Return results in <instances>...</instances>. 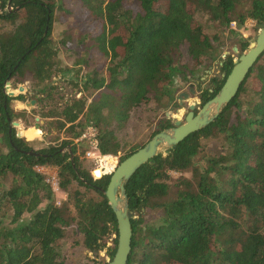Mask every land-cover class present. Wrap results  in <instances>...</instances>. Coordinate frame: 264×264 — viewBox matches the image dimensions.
Masks as SVG:
<instances>
[{
	"label": "trees",
	"instance_id": "1",
	"mask_svg": "<svg viewBox=\"0 0 264 264\" xmlns=\"http://www.w3.org/2000/svg\"><path fill=\"white\" fill-rule=\"evenodd\" d=\"M76 1L91 22L89 47L81 54L76 49L87 38L75 45V34L66 32L60 45L76 56L75 66H89L92 50L104 65L85 82L68 81L82 98L71 97L43 115L52 120L49 128L71 139L36 150L13 126L20 115L12 102L30 94L11 96L7 85L16 90L30 81L39 104L55 101L54 78L70 71L61 68L53 39L56 13L65 8L62 0H0V264H66L60 246L71 231L84 250L113 259L118 225L104 194L111 176L95 179L76 156L74 140L92 126L100 152L120 155L121 163L145 144L130 147L116 130L152 102L168 106L177 85L190 84L196 65L219 61L222 72L200 89V109L219 93L234 56L219 58L198 14L222 30L232 24L240 29L248 20L264 27V0ZM249 47L240 36L241 51ZM252 81L260 88L248 93ZM157 124L151 139L174 127L166 114ZM214 138L221 150L208 154L206 141ZM38 167L58 168L59 188L67 195L60 205ZM126 189L136 216L128 264H264V54L215 122L153 158Z\"/></svg>",
	"mask_w": 264,
	"mask_h": 264
},
{
	"label": "rangeland",
	"instance_id": "2",
	"mask_svg": "<svg viewBox=\"0 0 264 264\" xmlns=\"http://www.w3.org/2000/svg\"><path fill=\"white\" fill-rule=\"evenodd\" d=\"M57 2L59 0H56ZM64 4V11H58L56 13L57 21L55 22L53 39L56 43L57 48L60 49L59 59L61 62V68H67L70 71L62 76L59 74L54 78L53 85L57 86L56 91L59 94H55V101H47L46 103L39 104L37 97L35 98L34 90L30 81L21 85L19 89L13 90L11 83L7 85V92L14 93V96H19L20 94L29 93V98L25 101H13V110L20 115L14 123H18L19 126L16 127L17 132L24 133L22 135L36 150L49 148L52 146L60 147L63 142L67 139H71V135L65 131L58 132L56 129L49 128L48 123L52 122L51 119L43 118L44 114L51 111L53 106L62 108L64 104L71 98L75 97L80 99L83 97V93H79L78 88H74L69 82L75 81L77 78L85 82L87 80V74L92 70H98L100 66L104 65V60L101 58L97 50H92L89 56L90 65L89 66H75L76 56L72 54V51H68L60 45V41L64 35V32L68 34H75V45L80 37L87 38V43L78 45V49L81 54H84L85 50L89 47L88 40L90 39V32L92 28L90 27L91 22H87L82 16V9L76 0H62ZM134 8V7H133ZM66 12H70L66 14ZM197 21L203 26L205 32L211 38L213 46L217 50V55L220 57H228L230 55L234 56V61L239 59V57L245 52L240 49V36L247 39L251 44L257 40V37L261 29L257 28L256 22L253 20H248L242 28H238L236 24H232L230 30H234L238 35L232 34L230 30H222L221 28L213 25L212 22L208 20L205 15H197ZM99 30V29H98ZM186 52V49L183 50ZM189 62V61H188ZM109 63V61H108ZM191 63V61H190ZM191 65V64H190ZM107 66V64H106ZM197 72H195L194 77L190 76L191 82L186 85H177L179 89L176 91L175 100L172 101L168 106L166 104H156L154 102L144 106L143 108L134 111L131 114L130 119L124 123L121 129L117 131V137L124 143L132 146H138L147 144L151 140V136L158 127V121L166 117L170 119L173 123L177 121L176 116L178 114L182 115V121H185V117L190 112V105H196V111L200 110V89H207L212 84V79L221 76V70L219 69V61H211L207 65H196ZM107 69V68H106ZM106 71V70H105ZM107 74V71H106ZM69 81V82H68ZM253 82V81H252ZM251 83V82H250ZM248 83L247 91L252 93L260 88L259 81H254L253 83ZM23 89V91H21ZM41 89V87H40ZM188 95V98L184 97ZM33 96V97H31ZM180 96L183 97V104L180 105ZM39 125V128H37ZM30 132L32 134L30 135ZM78 139L74 140V145L77 146L78 153L77 157L84 163L88 170L92 171V175L96 178L94 170L97 168V164L86 157V151L84 153V147H86L82 142L77 143ZM2 142V140L0 141ZM207 153L215 154L221 150V142L217 138L206 141ZM72 145V146H74ZM1 147V146H0ZM113 157V158H112ZM108 159V163L116 161L120 164V155L112 156ZM105 165V163H104ZM43 168V173L47 176L48 180L57 177L59 182V170L55 167H40ZM97 176H101V172H97ZM173 178H179L181 175L179 173H170ZM186 176H190L187 174ZM51 184V183H50ZM76 187V185L74 186ZM58 201L66 200L67 195L61 191L55 192ZM77 241H80V237L73 231L68 235V238L61 243L60 252L64 258L66 264H93L94 261H107V253L105 251L101 252L99 256L94 253H90L82 248V246L77 245ZM112 242H109L108 246H111Z\"/></svg>",
	"mask_w": 264,
	"mask_h": 264
},
{
	"label": "water",
	"instance_id": "3",
	"mask_svg": "<svg viewBox=\"0 0 264 264\" xmlns=\"http://www.w3.org/2000/svg\"><path fill=\"white\" fill-rule=\"evenodd\" d=\"M264 54V27L261 29L257 40L250 44V47L235 61L234 68L227 76L224 86L219 93L208 101L198 113L196 105H190V112L182 121V115L176 116L177 121L174 127L166 128L157 133L143 148L132 154L119 164L111 175L110 183L104 191L109 205L114 211L118 225V245L113 259H108V264H128L132 253L133 226L132 220L136 218L135 213L130 209L129 198L126 186L132 177L153 158L164 154L189 136L204 130L215 122L222 112L234 101L240 93L251 70L257 65ZM226 76V74H224ZM23 91V89H21ZM14 96V93H10ZM188 98V95H184ZM180 105L183 104V97L180 96ZM18 127V123H13ZM39 128V125H37ZM22 137L21 133H18ZM33 154V152H31Z\"/></svg>",
	"mask_w": 264,
	"mask_h": 264
},
{
	"label": "built area",
	"instance_id": "4",
	"mask_svg": "<svg viewBox=\"0 0 264 264\" xmlns=\"http://www.w3.org/2000/svg\"><path fill=\"white\" fill-rule=\"evenodd\" d=\"M98 132H97V129L94 128V127H88L85 132L83 133V135L78 139L77 143H88V151L86 152V157L92 161H94L96 164H97V168L94 170V174L96 176V178L98 179H101L102 177L104 176H111L115 170L117 169V167L119 166V162L116 161L115 164H113L111 166V168H108L106 165H107V162H108V159L112 156L110 155H103L101 152H100V149H99V142H98ZM113 158V157H112ZM105 163V165H104ZM43 168H40L38 167L37 168V171L40 172L41 174L45 173L43 172ZM101 172V176H97V172ZM49 183H51L52 187H53V190L54 192H58L60 191V188H59V182H58V179L57 177H53V179L51 180H48ZM61 201H58V205H60Z\"/></svg>",
	"mask_w": 264,
	"mask_h": 264
},
{
	"label": "bare ground",
	"instance_id": "5",
	"mask_svg": "<svg viewBox=\"0 0 264 264\" xmlns=\"http://www.w3.org/2000/svg\"><path fill=\"white\" fill-rule=\"evenodd\" d=\"M32 134V132H30V135ZM114 164V162H110V164L108 163V166L111 168V166Z\"/></svg>",
	"mask_w": 264,
	"mask_h": 264
},
{
	"label": "flooded vegetation",
	"instance_id": "6",
	"mask_svg": "<svg viewBox=\"0 0 264 264\" xmlns=\"http://www.w3.org/2000/svg\"><path fill=\"white\" fill-rule=\"evenodd\" d=\"M36 94H37V93H36ZM31 97H33V96H31ZM35 98H36V95H35ZM38 99H39V98L37 97V101H38ZM195 113H198V112H195ZM65 151H66V150H65ZM74 158H75V156H74Z\"/></svg>",
	"mask_w": 264,
	"mask_h": 264
}]
</instances>
